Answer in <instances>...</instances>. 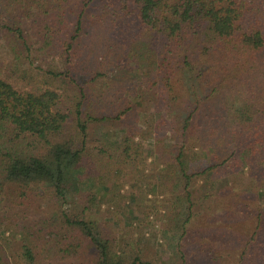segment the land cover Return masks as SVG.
Listing matches in <instances>:
<instances>
[{
  "label": "trees",
  "instance_id": "16d2710c",
  "mask_svg": "<svg viewBox=\"0 0 264 264\" xmlns=\"http://www.w3.org/2000/svg\"><path fill=\"white\" fill-rule=\"evenodd\" d=\"M126 171L177 210L165 259L35 208ZM0 264H264V0H0Z\"/></svg>",
  "mask_w": 264,
  "mask_h": 264
},
{
  "label": "rangeland",
  "instance_id": "374dc122",
  "mask_svg": "<svg viewBox=\"0 0 264 264\" xmlns=\"http://www.w3.org/2000/svg\"><path fill=\"white\" fill-rule=\"evenodd\" d=\"M151 160L152 158L146 157L144 163L139 164V168H142L143 172H148L153 167L160 166L157 163L153 164ZM131 176V172L126 171L116 179L105 178L103 186L97 188L98 190H91L94 194L93 199L87 200V192L81 200L73 198L71 193L68 194L69 202L51 199V190L41 183L38 187L33 186L32 188L34 193H38L35 208L37 211H52L58 207L72 210L77 207L82 208L84 205L88 207L87 212L94 210L99 212L102 217L107 218V223L111 225L115 234L121 232L126 223L133 226L138 225L144 230L145 237L149 239L148 242L153 245L157 244L156 251L158 255L165 259L171 255V247L175 245L179 232L174 233L170 230L165 235L163 231L165 227L169 226L168 217L172 216L173 212L177 210L172 209L173 207L168 201L169 196L167 197V194L152 184L153 180L146 182L147 180L143 179L138 181L139 183H133ZM133 193L139 199L136 201V203L138 202L136 207L130 206L134 200ZM230 198L231 194L225 197V200L228 201ZM208 201L213 204L212 199L208 198ZM168 241L171 246H167ZM148 250L146 249V251ZM149 253H154V248L149 250L146 255H149Z\"/></svg>",
  "mask_w": 264,
  "mask_h": 264
}]
</instances>
